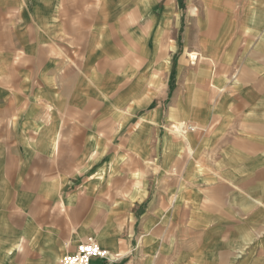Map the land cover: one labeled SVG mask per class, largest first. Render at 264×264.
Listing matches in <instances>:
<instances>
[{
  "label": "crops",
  "instance_id": "0c3cea01",
  "mask_svg": "<svg viewBox=\"0 0 264 264\" xmlns=\"http://www.w3.org/2000/svg\"><path fill=\"white\" fill-rule=\"evenodd\" d=\"M88 239L264 264V0H0V264Z\"/></svg>",
  "mask_w": 264,
  "mask_h": 264
},
{
  "label": "built area",
  "instance_id": "2783aa9c",
  "mask_svg": "<svg viewBox=\"0 0 264 264\" xmlns=\"http://www.w3.org/2000/svg\"><path fill=\"white\" fill-rule=\"evenodd\" d=\"M189 130L192 128L185 124H179V133L184 134ZM105 256L106 252L96 242L88 239L86 242L77 245L73 253L64 255L60 264H91L92 258H104Z\"/></svg>",
  "mask_w": 264,
  "mask_h": 264
},
{
  "label": "rangeland",
  "instance_id": "374dc122",
  "mask_svg": "<svg viewBox=\"0 0 264 264\" xmlns=\"http://www.w3.org/2000/svg\"><path fill=\"white\" fill-rule=\"evenodd\" d=\"M178 127H179V124L178 125H175L174 129L175 131H178ZM179 132V131H178ZM182 134V133H181Z\"/></svg>",
  "mask_w": 264,
  "mask_h": 264
}]
</instances>
